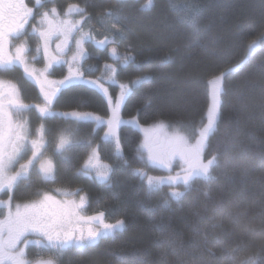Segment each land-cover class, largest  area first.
I'll return each mask as SVG.
<instances>
[{
    "label": "trees",
    "instance_id": "obj_1",
    "mask_svg": "<svg viewBox=\"0 0 264 264\" xmlns=\"http://www.w3.org/2000/svg\"><path fill=\"white\" fill-rule=\"evenodd\" d=\"M54 1L62 9L69 4L86 8L91 19L85 20L84 31H91L96 39L112 36L114 20L106 13L118 14L116 27L122 35L116 36L114 46L120 53L130 51L141 66L138 70L129 65L118 80L130 84L148 77L132 86L122 108L127 122L137 121L119 130L127 165L116 154L114 143L104 139L103 126L60 115L81 110L106 118L110 107L98 90L83 84L69 86L62 90L59 103L52 105L60 116L31 114L33 126L42 124L46 130L55 180L32 175L13 192L14 200H35L38 192L57 189L80 190L78 195L87 200L85 216L103 213L105 223L125 221L123 230L102 237L96 245L56 255L57 264H233L234 256L264 258V45L252 51L247 47L264 31V0H153L150 9L142 7L146 0ZM87 48L89 56L81 66L85 78L104 76L105 64L119 66L92 41ZM229 69L236 70L224 77L217 131L205 151V158H218L214 179L196 180L179 202L168 196L172 190L165 185L149 193L133 169L143 168L153 177L162 171L138 158L142 128L165 123L196 138L207 121L209 81ZM16 70L29 100L38 103V89L24 79L22 70ZM68 132L81 143L58 155L53 148L56 138ZM85 141L98 145L99 154L113 169L108 183L82 173L90 151L83 146Z\"/></svg>",
    "mask_w": 264,
    "mask_h": 264
},
{
    "label": "snow or ice",
    "instance_id": "obj_2",
    "mask_svg": "<svg viewBox=\"0 0 264 264\" xmlns=\"http://www.w3.org/2000/svg\"><path fill=\"white\" fill-rule=\"evenodd\" d=\"M54 4V0H34V6L30 7L26 0H0V68L10 69L11 66L19 64L26 75L36 81L42 93L43 105L25 104L20 100L18 89L15 85H4L0 82V193L7 195V199H0V264H57V260L51 256L45 258L44 252H54L57 257L64 250L70 248L86 249L96 243L105 235L123 230L125 221L117 220L115 223H105L102 219L103 213L96 216H83L81 213L86 206V198L57 199L55 195L48 192H38L39 199L25 203H14L13 192L25 181H30L31 171L35 170L44 180H55V163L50 158H45L44 150L47 142L43 141L45 129L43 125L37 129L40 141L30 139L33 135L30 123L25 118V113L32 109L38 110L41 117L56 115L52 112V105L59 103L63 95V89L76 83L87 85L92 89L103 93L108 103H112L115 93L109 94V85H118L119 103H115L111 109V118L104 120L102 117L88 112L61 113L60 115L71 118L76 122L95 121L97 127H107L105 139L114 142L116 154L124 160L123 149L119 143L118 128L121 121L118 110L132 93V86L141 84L148 77H140L127 83H120L118 76L121 71L129 65L136 64L135 57L126 50L123 53L118 51L116 36L122 35V30L116 25L120 22V16L115 12L108 11L106 15L112 17L114 23L110 30L112 36H103L96 39L91 31H84L85 20L91 17L86 8L79 4H69L61 11L53 6L46 8V4ZM153 0H146L142 5L144 9H150ZM73 13L80 16L74 19ZM29 30L38 39L35 52L41 54L46 66L37 70L29 66L27 59L31 51L27 37ZM249 36L256 33H249ZM16 41H22L16 43ZM93 41L97 47L106 49L110 56L115 58L117 64H105L106 79L104 76L98 79H87L84 77L80 67L88 55L84 44ZM264 45V31L260 32L256 40L247 45L248 49L254 50ZM71 54V59L67 57ZM37 56L33 55L31 61L35 62ZM65 64L68 66V75L62 80L53 81L49 79L50 70L54 65ZM75 69V71H74ZM91 71V68L89 69ZM236 69H229L221 72L214 79L209 81L212 89L213 104L211 115L206 124L202 125L198 132L195 143L175 132L165 135L164 143L160 144L153 139V136L146 135L145 142L141 146L139 159L153 165H159L174 171L173 165L180 171L168 177H153L148 175L143 168L133 169V174L146 182L149 193L159 192L162 186L167 185L175 189L183 186L185 191H171L168 196L179 202L189 191L196 180L211 181L214 179L213 170L218 167L216 155L205 158V150L209 147V138L217 131V122L220 118V97L224 93V77L230 75ZM136 120L127 123H136ZM155 129H165L166 126L158 123ZM148 133L149 130L145 129ZM55 151L63 156L67 151L76 147L81 142L73 141L67 136L61 135L56 138ZM83 146L89 149V154L82 168V173L88 175L94 173L96 178L104 183L111 179L113 169L99 161V146H93L91 142H83ZM31 153L28 156V153ZM146 152V156L145 153ZM21 160H25L21 163ZM60 195L69 197L78 195L75 193L61 192ZM208 201L214 202V197L205 193ZM168 206V201H164ZM95 221L102 225L94 229L91 222ZM88 223L85 230L84 224ZM264 223V216L261 217ZM38 237V239H30ZM30 245H36L40 249L35 255L29 251ZM233 264H264V258L249 257L239 259L232 257ZM167 264V262H165Z\"/></svg>",
    "mask_w": 264,
    "mask_h": 264
},
{
    "label": "rangeland",
    "instance_id": "obj_3",
    "mask_svg": "<svg viewBox=\"0 0 264 264\" xmlns=\"http://www.w3.org/2000/svg\"><path fill=\"white\" fill-rule=\"evenodd\" d=\"M26 3H28V5H29L30 7L34 6V0H26ZM53 6L57 7V8L60 9L61 11H63V10L65 9V8L62 9L61 7H58V6L55 4V1H54V4H52V3H48V4H46V8H50V7H53ZM73 18H74V19H80V16H79L78 14H76V13H73ZM85 32H87V31H85ZM27 41H28V45H29V47H30V49H31V51L29 52L28 57H27V59H28V61H29V66H30V67H34V68L37 69V70H42V69H44L45 66H46V61H43V60H42V58H41V54H38V53L35 52V48L37 47V45H38L39 42H38V39L36 38L35 34H34V33H31L30 30H29V35H28V37H27ZM20 42H22V41H16V43H20ZM92 42H93V41H92ZM87 43H88V42H86V43L84 44V48L86 49V51H87V53H88V55H87V57H88V56H89V52H88V48H87ZM93 43H94V42H93ZM251 51H252V50H251ZM33 55L37 56V60H36L35 62L31 61V57H32ZM87 57H86V59H87ZM67 58L70 60V59H71V54H69V56H68ZM86 59H85V60H86ZM83 63H84V62H83ZM16 65H17V67L19 66V64H16ZM19 68H21V69L23 70V68H22L21 66H19ZM23 71H24V70H23ZM68 71H69V70H68V66L65 65V64H57V65H54V68L50 70L49 79H50V80H53V81L62 80V79H64L65 76L68 75ZM74 71H75V69H74ZM80 71H81V67H80ZM16 73H18L17 70H16ZM12 74H13V70L11 71L10 76H11ZM24 74H25L26 78H27L31 83H34V85H35V86L38 88V90H39L38 93H39V95H40V100H39L38 103H33V104H34V105H36V104L43 105L42 93H41V91H40V87H39V85L36 83V81H35L34 79L28 77V76L26 75L25 72H24ZM104 77H105V79H106V74L104 75ZM2 83H3L4 85H8V83H6V81H3ZM18 83H19V82H18ZM20 84H22V82L19 83V85H20ZM77 84H80V83L78 82V83H76V84H74V85H77ZM105 87L109 89V94H112L113 92L115 93V95H114V97H113V101H112V103H108V104H109V107H110L109 115H108L106 118H103L104 120H108V119L111 118V109H112L113 104H115V103H119V88H118V85H115V84H113V85H109V84H107V83H105ZM114 87H116V88H114ZM209 87H210V93H211V103H210V107H209L208 114H207V121H208V119H209V117H210V115H211V109H212V104H213L212 89H211V85H210V83H209ZM72 88H73V87H72ZM70 89H71V88H70ZM100 93H101V92H100ZM101 94L103 95V93H101ZM103 96H104V95H103ZM104 97H105V96H104ZM67 98H68V97H67ZM67 98L65 99V101L67 100ZM126 99H127V98H126ZM220 100H221V97H220ZM125 101H126V100H125ZM125 101H124V103H125ZM124 103L121 105V107H120L119 110H118V116H119L120 120L125 122V123H121L120 126H122V125H124V124H127V120H125V119L122 117V115H121V114H122V108H123ZM53 105H54V104H53ZM51 111L54 112V113H56V115L60 116V115H59V112L57 111L56 108H53V107H52ZM75 112H85V111L78 110V111H75ZM32 113L38 114V117H41L40 113H39L38 110H36V109H32ZM65 113H66V112H65ZM68 113H71V112H68ZM88 113H90V112H88ZM93 114H94V113H93ZM95 115H96V114H95ZM53 116H55V115H49V116L41 117V118H47V117H53ZM33 120H34V117L32 116V117L29 119L30 128L32 129V132H33V135L30 137V139H37L38 141H40V136L37 134V131H36V130L39 129L40 126H41L42 124L39 125V126H38V125L33 126V124H34ZM90 121H92V120H90ZM207 121H206V123H207ZM93 122H94L95 126H97L96 123H95V121H93ZM206 123H205V124H206ZM128 124H130V123H128ZM131 124H132V123H131ZM157 124H158V123H156V124H154V125H151V126H149V127L142 128L143 139H142V143H141V145H140V150H141V151H142L141 146H142V145L144 144V142H145L146 135H148V136H153V139L156 140V141H158L160 144H163V143H164L165 135H171V134H173V133H175V132H179L181 135L185 136V137L189 140L190 143H195L196 139L198 138V136H197L196 138H194V139H193V138H189L188 136H186L185 134H183L182 132H180L178 129L171 128L170 126H168V125L165 124V123H162V124H164V125L166 126L165 129H155L154 126L157 125ZM100 126H103V127H104V132H103V134H105V132L107 131V127L104 126V125H100ZM120 126H119V128H118V135H119V129H120ZM43 127H44V126H43ZM44 129H45V128H44ZM145 129H148L149 132L146 133V132H145ZM61 135L67 136L69 139L73 140V137H72L73 134H71V133H69V132H68V133H65V134H61ZM61 135H60V136H61ZM104 139H105V135H104ZM106 140H111V139H106ZM44 141H46V142L48 141V136L46 135V130H45V135H44V137H43V141H41V143H43ZM111 141H112V140H111ZM112 143H114V142L112 141ZM53 148H55V147L53 146ZM51 150H52V149L48 147V144H46V148H45V150H44V155H45V158H50V159L54 162L53 154H52ZM205 151H206V150H205ZM144 154H145V156L147 155L146 152H145ZM27 155L30 156L31 153L29 152ZM24 162H25V160H21V163H24ZM98 162L103 163V164H105V165H109V164H107V163L103 160V158H102V156H101L100 154H99V161H98ZM148 164L151 165V166L157 167L158 169H160V170L162 171V173L154 174V177H168L169 175H174L175 172L180 171V169H179L178 167H175V164L173 165L174 171H172V172H170L168 169H166V168H164V167H161V166H159V165H153V164H150V163H148ZM35 174H36L35 170H32V171H31V176H32V175L34 176ZM88 175H92L96 180L101 181V180H99L98 178H96V176L94 175V173H89ZM33 176H32V177H33ZM38 176H39V178L43 179L40 175H38ZM43 180H44V179H43ZM47 181H49V180H47ZM165 186H167V185H165ZM179 187H183V186H182V185H181V186H178V187H176L175 189L170 188V187L167 186V188L170 189V191H171V190H172V191H173V190H177V188H179ZM60 191H61V192H68L67 190H60ZM50 194L55 195L57 199H75V200L79 201V197H80V196H84V197L86 198V196H85L84 194H80V195H78V196H69V197L62 196V195H60V194H59L58 192H56V191H55L54 193H50ZM0 199H4V200H6V199H7V195H5V194H3V193H0ZM37 199H39V197H38ZM37 199H35V200H37ZM30 201H34V200H30ZM27 202H29V201H27ZM86 202H87V200H86ZM14 203H19V202H16V201L14 200ZM23 203H25V202H23ZM81 214H82L83 216H85V214L83 213V211H82ZM86 217H87V216H86ZM0 218H3V216L0 215ZM83 226H84V228H85V230H86L87 226H89V225H88V223H85ZM30 239H38V237H30ZM29 251H30V253H31L32 255H35V253H36L37 251H40V249H39L38 246H36V245H30ZM43 255L45 256V258L51 256L52 258L56 259V260H57V263H58V258L56 257V253L53 254V252H44Z\"/></svg>",
    "mask_w": 264,
    "mask_h": 264
},
{
    "label": "flooded vegetation",
    "instance_id": "obj_4",
    "mask_svg": "<svg viewBox=\"0 0 264 264\" xmlns=\"http://www.w3.org/2000/svg\"><path fill=\"white\" fill-rule=\"evenodd\" d=\"M20 66V65H19ZM19 66L17 67V65H13L11 66L10 69H4V68H0V82H3V81H6V83L8 84H11V85H15L16 88L18 89V92H19V97H20V100L25 103V104H30V105H34L33 102H31L28 98L29 96V93L26 91V89L24 88L25 86L20 84L22 81L19 79V76L17 75L16 73V69L19 68ZM20 70H22L21 68H19ZM13 70V74L10 76V73L11 71ZM23 74H24V71L22 70ZM24 76V79L28 82H30L25 74L23 75ZM19 82V83H18ZM34 84V83H32ZM37 88V87H36ZM38 89V88H37ZM39 91V90H38ZM31 114H32V110L29 111V112H26L25 113V118H27L28 120L31 118ZM121 127V126H120ZM120 130V129H119ZM93 177V176H92ZM91 226L96 229V228H101L102 226L100 224H98L97 222L95 221H92L91 222ZM88 227V226H87ZM87 229V228H86ZM111 235V234H109ZM107 236V235H105ZM104 237V236H102ZM100 237L98 239V241L102 238Z\"/></svg>",
    "mask_w": 264,
    "mask_h": 264
},
{
    "label": "water",
    "instance_id": "obj_5",
    "mask_svg": "<svg viewBox=\"0 0 264 264\" xmlns=\"http://www.w3.org/2000/svg\"><path fill=\"white\" fill-rule=\"evenodd\" d=\"M102 226V225H101ZM118 231H121V230H118ZM98 243V240L96 241V243L94 245H96Z\"/></svg>",
    "mask_w": 264,
    "mask_h": 264
}]
</instances>
